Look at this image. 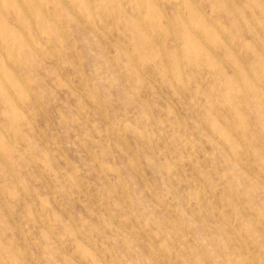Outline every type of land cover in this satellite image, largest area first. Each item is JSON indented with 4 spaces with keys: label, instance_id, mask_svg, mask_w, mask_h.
Returning a JSON list of instances; mask_svg holds the SVG:
<instances>
[{
    "label": "rangeland",
    "instance_id": "374dc122",
    "mask_svg": "<svg viewBox=\"0 0 264 264\" xmlns=\"http://www.w3.org/2000/svg\"><path fill=\"white\" fill-rule=\"evenodd\" d=\"M0 264H264V0H0Z\"/></svg>",
    "mask_w": 264,
    "mask_h": 264
},
{
    "label": "bare ground",
    "instance_id": "6f19581e",
    "mask_svg": "<svg viewBox=\"0 0 264 264\" xmlns=\"http://www.w3.org/2000/svg\"><path fill=\"white\" fill-rule=\"evenodd\" d=\"M145 1V0H144ZM178 1V0H177ZM176 2V1H175ZM144 3H146V2H144ZM159 3H160V1H159ZM159 3H157V4H159ZM179 3V2H178ZM160 4H162V3H160ZM171 4V3H170ZM177 4V3H176ZM41 5V4H40ZM144 7V6H143ZM179 7V6H178ZM180 8H181V6H180ZM202 9V8H201ZM46 10V9H45ZM44 10V11H45ZM42 11H43V9H42ZM4 12V11H3ZM6 12V11H5ZM51 12V11H50ZM76 12V11H75ZM11 13V12H10ZM76 14V13H75ZM142 14V13H141ZM82 18V17H81ZM104 18V17H103ZM144 19V18H143ZM158 21V20H157ZM13 22H15V21H13ZM190 23V22H189ZM254 24H256V23H254ZM190 25V24H189ZM102 26V25H101ZM146 26V25H145ZM191 26V25H190ZM202 27V26H201ZM37 28V27H36ZM150 30V29H149ZM196 30V29H195ZM108 31V30H107ZM198 31V30H197ZM150 33V32H149ZM111 34V33H110ZM155 37V36H154ZM252 37V36H251ZM224 38V37H223ZM50 41V40H49ZM160 41V40H159ZM31 42V41H30ZM50 44V43H49ZM164 45V44H163ZM128 46V45H127ZM130 46V45H129ZM208 46V45H207ZM75 49V48H74ZM36 50H37V48H36ZM39 50V49H38ZM128 50H130V49H128ZM236 51H237V49H235ZM42 52V51H41ZM215 53V52H214ZM134 54V53H133ZM240 55V54H239ZM4 57H6V56H4ZM171 57V56H170ZM168 60V59H167ZM18 62V61H17ZM18 66V65H17ZM140 67V66H139ZM148 67V66H147ZM15 68V67H14ZM141 68V67H140ZM143 69V68H142ZM19 70V69H18ZM16 71V70H15ZM19 73V72H18ZM66 75V74H65ZM19 76V75H18ZM21 77V76H20ZM239 78V77H238ZM256 82V81H255ZM27 84V83H26ZM94 92V91H93ZM238 96H239V94H237ZM241 98H242V96H240ZM236 103V102H235ZM231 106V105H230ZM60 112V111H59ZM200 112V111H199ZM245 112V111H244ZM245 114V113H244ZM218 115V114H217ZM228 115H231V114H228ZM236 117V116H235ZM234 121V120H233ZM15 124V123H14ZM230 125V124H229ZM232 127V126H231ZM116 129V128H115ZM118 129H120V128H118ZM40 130V129H39ZM121 130V129H120ZM118 133H120V132H118ZM117 133V134H118ZM123 133V132H122ZM181 139V138H180ZM182 140V139H181ZM12 141V140H11ZM14 141V140H13ZM182 142V141H181ZM15 145H16V142H13ZM259 146V145H258ZM239 155V154H238ZM33 160V159H32ZM35 161V160H34ZM249 169H251V168H249ZM248 169V170H249ZM252 170V169H251ZM253 171V170H252ZM200 190V189H199ZM47 211V210H46ZM112 214V213H111ZM227 219V218H226ZM225 219V220H226ZM254 219V218H253ZM49 220V219H48ZM258 220V219H257ZM260 223V222H259ZM230 224V223H229ZM234 227V226H233ZM179 228V227H178ZM126 229V228H125ZM90 235V234H89ZM152 239V238H151ZM96 240V239H95ZM9 241V240H8ZM8 243V242H7ZM9 243H10V241H9ZM91 245V244H90ZM180 245V244H179ZM198 245V244H197ZM12 246V245H11ZM16 247V246H15ZM16 248H18V247H16ZM160 249V248H159ZM253 252V251H252ZM23 258V257H22ZM191 261V260H190ZM85 262V261H84ZM83 262V263H84ZM87 262H88V260H87ZM74 263V262H73Z\"/></svg>",
    "mask_w": 264,
    "mask_h": 264
}]
</instances>
